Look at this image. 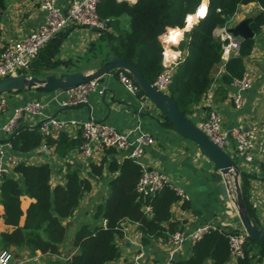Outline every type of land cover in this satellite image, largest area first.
<instances>
[{"label": "trees", "instance_id": "trees-1", "mask_svg": "<svg viewBox=\"0 0 264 264\" xmlns=\"http://www.w3.org/2000/svg\"><path fill=\"white\" fill-rule=\"evenodd\" d=\"M10 1L0 0V22ZM199 2L99 0L96 13L104 29L100 30L99 41L92 48L97 52L102 48L112 50L116 56L134 65L142 77L153 84L164 69L162 41L179 39V29L184 27L185 17L194 12ZM248 4H255L264 10V0H208L207 15L184 33L180 47L186 50V56L173 70L172 81L165 94L174 100L178 110L187 118L214 84H219L216 93L222 101L227 96V87L245 73L243 60L250 55L254 40L243 39L238 55L222 64V42L214 31L224 26L239 6ZM122 16L128 17L127 31L121 29L119 18ZM262 24V14L258 12L250 23L252 32L259 33ZM64 37V34H58L51 40L34 59L29 70L22 74L43 78L48 75L42 76L45 70L62 64L59 52ZM119 73L132 78L123 70L112 72L116 76ZM218 73L220 76L216 78ZM137 96L144 94L138 90ZM163 119L165 125L173 129L164 116ZM7 140L10 148L22 156L10 173L0 178V207L3 209L0 218L12 228L11 232L0 234L2 250L12 249L16 256L22 251H27L29 256L39 252L41 256L49 257L48 264H109L120 258L118 240L123 237V222L136 225L142 246H149L157 239L167 241L170 234L181 231L171 211L172 206L181 201L176 191L164 186L151 196L140 195L136 191L142 173L140 165L129 158L119 159L115 149L105 148L99 164L92 163L90 170L94 176H101L104 170L110 174L106 192L93 207L89 220L77 227L67 257L64 261L59 260L60 248L67 237L66 221L73 218L80 202L90 192L91 183L81 177L78 170L67 166L64 182L52 185L50 165L31 164L25 155L45 144L53 148L57 158L62 159L80 146V132L70 136L61 131L57 139L52 140L44 136L37 125L33 128L20 126ZM245 178L242 173L241 193L247 214L253 220L245 194ZM24 196L33 202L25 212L24 224L20 226L23 215L20 199ZM146 208L149 212L145 211ZM181 208H187L186 201H181ZM229 234L217 228L209 231L190 247L187 259L173 260L171 264H227L230 261ZM243 253L236 264L260 263L264 257V245L246 238ZM52 257L54 260H50Z\"/></svg>", "mask_w": 264, "mask_h": 264}, {"label": "crops", "instance_id": "crops-1", "mask_svg": "<svg viewBox=\"0 0 264 264\" xmlns=\"http://www.w3.org/2000/svg\"><path fill=\"white\" fill-rule=\"evenodd\" d=\"M41 1L11 0L9 2L0 22V50L44 23L45 14L40 10ZM71 1L58 0V6L65 10ZM125 1L134 3L136 0ZM247 8H250V12L242 15L235 24L244 18H253L258 12L261 13V8L255 4H250ZM119 22L122 30H129L128 17H120ZM192 27L191 24L189 26L187 24L181 29L178 28L181 31L179 42L165 48L166 62L173 70L186 56V50L180 47V43L184 40V33ZM59 34L65 35L59 52V59L62 64L57 67V69L62 70L61 74L94 71L104 60L105 55L109 53V49L97 52L96 49L92 48L93 44L98 43L100 37V33L92 29L71 25ZM253 40L252 51L243 60L245 73L251 79V88L243 94L242 107L236 109L233 105L232 98L235 89L232 83L227 87V96L222 101L216 93L219 84H214L205 98L195 107L189 119L193 123L204 120L209 110L213 108L218 110L222 116L224 130L237 128L254 135L251 160L246 161L235 154L232 143L225 151L240 166V190L242 173L246 176L245 194L247 204L252 211L256 225L264 231V26L260 27L259 33L254 34ZM49 74L54 73L50 72ZM219 76L220 73L216 75V78H219ZM99 90H102V93L99 94ZM48 97H50V94L35 91L0 95V99L3 98L6 101V108L0 112V129L12 116L14 108L30 101H42ZM43 115L67 122L64 131L70 136L76 135L78 131L80 132L79 124L90 117L110 124L124 134L138 127L139 131L150 135L154 139V144L145 149V166L148 169L164 173L171 185L181 189L188 198L186 209L181 208V202L174 204L171 208L173 220L177 223L179 230L190 231L201 225H210L213 228L230 233L242 230L237 217L234 190L226 179L227 177H224L212 165L193 142L179 136L174 129L165 125L163 115L145 95L140 97L127 91L119 82L118 76L111 73L98 79L97 90L88 95L86 104L75 108H60L50 104L44 110ZM38 122L39 119L31 120L27 116H23L19 124L21 127L29 128L34 127ZM71 122H75V124ZM132 136L129 135L128 137L132 138ZM6 138L7 135L0 130V141H5ZM78 149L79 147L71 150L62 159L57 158L52 149L49 153L38 148L34 152L25 155V158L31 164L48 163L50 165V183L52 185L64 182L67 166L78 170L80 176L88 179L91 183L90 192L80 202L73 218L66 221L68 229L66 240L60 248L61 257L59 260L62 259L61 261H64L63 259L67 257L68 252L71 250L70 243L77 227L89 220L93 207L99 201V198L105 194L107 184L111 178L106 170L102 172L101 176L92 175L90 165L92 163L99 164L101 156L85 160L79 154ZM9 156L19 158L22 155L20 156L10 148L6 149L4 154L5 158ZM32 202L33 200L28 197H21L20 208L23 215L19 221L20 226L24 224L25 212ZM2 212L3 209L0 207V214ZM121 228L123 237L118 240L120 258L109 264H131L135 255L145 247H150L152 251L146 255L144 264H163L168 259L169 247L166 241L157 239L153 240L149 246H142L136 225L123 222ZM11 231L12 228L6 226L0 218V234ZM0 250H2L1 247ZM10 250L12 251V249ZM189 255L190 246L185 245L174 256V259H187ZM16 257L31 259L27 264H48L47 260L49 258L41 256L39 252L35 256H29L27 251L20 252ZM50 260H54V258L52 257ZM227 264H236V262L230 260ZM255 264H264V257L260 263Z\"/></svg>", "mask_w": 264, "mask_h": 264}, {"label": "built area", "instance_id": "built-area-1", "mask_svg": "<svg viewBox=\"0 0 264 264\" xmlns=\"http://www.w3.org/2000/svg\"><path fill=\"white\" fill-rule=\"evenodd\" d=\"M99 0H72L65 10L58 6V0H42L40 10L45 14V21L35 30L24 34L20 39L4 46L0 50V80L8 76H16L28 71L34 59L40 51L53 40L66 27L74 25L82 28L92 29L100 33L104 29L103 23L98 19L96 5ZM250 5V4H248ZM248 5L239 6L227 23L218 27L214 35L222 42L221 60L226 63L230 58L238 55L239 46L242 39L233 36L228 32L230 27L235 26V22L242 15L250 12ZM204 9L203 15H198L200 9ZM208 0H200L194 12L185 17L184 26L191 24L194 26L200 19L207 15ZM264 26V10L261 9ZM191 17V21L189 18ZM171 33V30L169 31ZM177 41L164 39L162 41V66L163 71L157 76L152 86L165 93L171 84L173 69L168 66L165 56L166 46L177 44ZM119 82L130 93L137 94L138 87L133 79L123 73L118 75ZM235 89L232 101L236 109H240L243 103V94L251 88V79L247 73H244L240 79L232 82ZM98 79L78 85L66 91H54L45 100L30 101L14 108L12 116L2 125L1 132L7 135L5 141H0V176L9 174L12 168L18 163L16 156L4 157L6 149H10V143L7 140L19 127V121L23 116L28 119H39L36 124L39 131L52 140L57 139L58 134L67 126V122L59 121L43 115L44 110L54 104L60 108H75L87 103V97L91 92L97 90ZM98 93H102L99 90ZM8 94V93H5ZM2 95V94H1ZM6 108L5 99H0V112ZM75 124V122H71ZM35 125V126H36ZM197 128L204 133L214 144L224 151L233 144L234 152L246 161L251 160L254 135L245 133L237 128L224 130L222 127V116L218 110L211 108L204 120L195 123ZM34 126V127H35ZM81 144L79 154L85 159L90 160L97 156H102L105 148H113L117 151L119 159L129 158L140 165L142 169L141 176L136 185V191L142 196H151L164 186L172 187L181 201H187V196L181 189L173 187L168 177L154 169H148L144 164L145 149L154 144V139L141 131L138 127L133 128L127 134L118 131L115 127L102 121L89 118L79 124ZM33 128V127H29ZM129 135H133L129 138ZM44 151L51 152L52 147L43 144ZM50 148V149H49ZM226 152V151H225ZM233 158V157H232ZM234 159V158H233ZM264 171V161H263ZM180 201V202H181ZM149 212V208L145 209ZM216 228L210 225H201L190 231H176L170 234L166 241L169 247L168 259L163 264H171L174 256L179 253L185 245L190 247L196 244L206 233ZM230 245V260L237 263V259L242 258L243 245L246 235L241 231H234L228 235ZM150 247L143 248L135 255L131 264H144L146 255L151 253ZM31 259L25 257H16L10 250H0V264H27Z\"/></svg>", "mask_w": 264, "mask_h": 264}, {"label": "water", "instance_id": "water-1", "mask_svg": "<svg viewBox=\"0 0 264 264\" xmlns=\"http://www.w3.org/2000/svg\"><path fill=\"white\" fill-rule=\"evenodd\" d=\"M253 18L247 17L230 27L228 32L235 37L253 39L254 33L250 28ZM224 64V60H221ZM123 70L127 72L137 85L138 89L149 99L161 114L171 123L174 131L181 137L193 142L200 152L212 163V165L224 176L231 178L235 193V206L237 217L241 228L253 241L264 245V231L248 216L239 186L241 169L236 160L228 155L223 149L214 144L195 123L184 116L177 108L174 100L167 94L156 90L140 74L138 69L116 56L112 50L105 55L104 60L91 72L63 73L60 75L49 74L43 78L34 76H8L0 80V95L24 91H35L39 93H51L54 91H66L78 85L100 79L114 71ZM158 221V219H155ZM139 248V247H137Z\"/></svg>", "mask_w": 264, "mask_h": 264}, {"label": "rangeland", "instance_id": "rangeland-1", "mask_svg": "<svg viewBox=\"0 0 264 264\" xmlns=\"http://www.w3.org/2000/svg\"><path fill=\"white\" fill-rule=\"evenodd\" d=\"M104 48H102V50H103ZM31 70V69H30ZM50 72H52V73H54L55 75H60L61 74V72H62V70H60V69H57V68H55V69H49V70H45L43 73H41L42 74V76H44L45 74H47V73H50ZM63 74V73H62ZM42 78V77H41ZM229 182H230V184L232 185V189H233V184H232V180H231V178H226ZM234 190V189H233ZM233 194H234V197H235V193L233 192Z\"/></svg>", "mask_w": 264, "mask_h": 264}, {"label": "snow or ice", "instance_id": "snow-or-ice-1", "mask_svg": "<svg viewBox=\"0 0 264 264\" xmlns=\"http://www.w3.org/2000/svg\"><path fill=\"white\" fill-rule=\"evenodd\" d=\"M203 13H204V9L201 8L200 11L198 12V15H203ZM189 20L191 21V17L189 18ZM176 35H179V33H177ZM174 38H175V37H173V39H174Z\"/></svg>", "mask_w": 264, "mask_h": 264}, {"label": "bare ground", "instance_id": "bare-ground-1", "mask_svg": "<svg viewBox=\"0 0 264 264\" xmlns=\"http://www.w3.org/2000/svg\"><path fill=\"white\" fill-rule=\"evenodd\" d=\"M169 59V58H168Z\"/></svg>", "mask_w": 264, "mask_h": 264}]
</instances>
